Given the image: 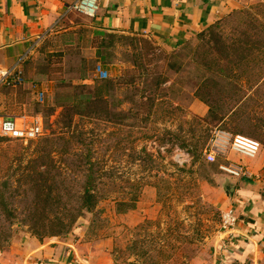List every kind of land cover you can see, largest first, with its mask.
<instances>
[{
	"label": "rangeland",
	"instance_id": "obj_1",
	"mask_svg": "<svg viewBox=\"0 0 264 264\" xmlns=\"http://www.w3.org/2000/svg\"><path fill=\"white\" fill-rule=\"evenodd\" d=\"M248 5L240 19L223 21L221 39L206 47L198 39L165 52L134 35L98 38L88 17L75 12L43 39L25 62L29 81L0 86V116L40 114L45 126V135L28 144L0 137V252L55 238L105 245L112 264H193L213 253L222 230L217 196L227 197L228 176L220 157L210 165L203 154V168L182 144L208 143L216 128L235 134L238 123L241 135L264 146V39L257 36L264 32V2ZM103 39L99 54L95 43ZM130 72L138 74L134 84L103 92L119 114L108 107L62 128L52 78L94 85ZM162 76L171 81L157 88ZM206 79L220 80L233 102L225 109L235 108L237 123L202 121L208 116L196 106L209 108L193 94ZM237 86L243 98L232 94ZM135 94L146 105L153 99L155 109L137 107L130 101ZM80 138L98 164L93 212L81 204L88 166Z\"/></svg>",
	"mask_w": 264,
	"mask_h": 264
},
{
	"label": "crops",
	"instance_id": "obj_2",
	"mask_svg": "<svg viewBox=\"0 0 264 264\" xmlns=\"http://www.w3.org/2000/svg\"><path fill=\"white\" fill-rule=\"evenodd\" d=\"M76 1L0 0V70L17 66L23 73L25 62L39 43L74 13L68 7ZM256 2L264 0H99L97 15L87 20L95 30L142 36L162 51L175 52L190 46L212 26L230 17L240 19L248 4ZM196 107L203 116H208L209 109ZM261 146L253 157L227 152L220 158L219 166L233 164L245 172L234 177L235 191L230 199L217 196L221 212L233 209L238 222L228 232L221 230L214 241L213 253L197 258L193 264H264V146ZM0 264H112V261L105 245L96 242L55 239L41 243L34 238L0 252Z\"/></svg>",
	"mask_w": 264,
	"mask_h": 264
},
{
	"label": "trees",
	"instance_id": "obj_3",
	"mask_svg": "<svg viewBox=\"0 0 264 264\" xmlns=\"http://www.w3.org/2000/svg\"><path fill=\"white\" fill-rule=\"evenodd\" d=\"M222 23H218L211 28H209L207 31L201 33L199 35V40L201 41V44L199 47H206L211 44V40H215L216 43L218 42V39H221L222 35L218 33V30L221 28ZM262 28L264 29V25H262ZM99 31V30H98ZM100 33H95L98 38L99 36H109L110 33H107L105 31H99ZM136 36V35H134ZM259 39H264V32L261 30L259 34H257ZM140 38H144L142 36H138ZM210 37V38H209ZM209 38V39H208ZM97 42L95 47L97 48L99 54L101 51L104 50V39L101 42ZM93 43L94 41H90V43ZM246 45V44H245ZM260 47L264 48V43L260 45ZM137 48V47H136ZM139 68V67H137ZM232 72V70H231ZM133 73L132 76H128V74H125L123 76L115 77L114 79L111 78H104L100 81H96L94 85H85V84H73L68 82L64 77H56L52 78L51 80H55V88H54V104L57 107V109H60V113L58 115V122L63 126V129H66L67 131L70 130L77 118L81 120L85 119H93L94 115L97 113V110L101 109H109V102L108 98L104 96L103 92H107L110 94L113 89H121L123 86H129L135 83L137 80V75L134 74L135 72H130L129 74ZM264 79V75L262 76ZM23 84L21 85H13V84H5L2 85L7 88H13V87H19L21 88L26 81H29V79L26 76L25 68L23 66ZM82 81L88 80L87 75L81 77ZM170 78L168 77H160L156 82H154V85L157 88H160L161 86L167 84L170 82ZM36 83V81H33ZM232 82V81H230ZM220 80H204L198 85L197 89L195 90L193 96L195 100H199L200 102L204 103L209 108V114L208 118L202 121L208 122L215 121L217 124L224 123L227 119L234 120L235 123H237L239 114L235 110V108L231 110H227L226 105L233 103L232 101H228V99H225L224 97L228 96L226 94V90H223L221 88ZM228 92V90H227ZM237 93L238 98L240 97L242 93L241 89L238 88L237 90L232 93ZM111 96V94L109 95ZM245 96V95H244ZM134 97L136 98V94L130 97V101L132 103H135V105L139 108L146 107L147 109L154 110L155 101L153 99L150 100L149 105H146V103L134 101ZM114 98V97H113ZM239 101H236L235 104H237ZM24 106V104H23ZM154 108V109H153ZM111 111L114 113L119 114L120 111H118L115 106L110 107ZM16 116H26V117H42L40 114H26L21 113L20 115ZM196 120V118H195ZM201 120V119H197ZM70 132V131H69ZM56 132H53V136H56ZM65 134V133H64ZM235 134H240L238 132V123H237V130H235ZM241 135V134H240ZM79 135H77L78 137ZM82 136V134H80ZM244 136V135H243ZM253 136V135H250ZM79 138V137H78ZM250 138V137H249ZM208 139V138H207ZM7 141H11L9 139H5ZM207 141V140H206ZM204 142L201 144H185V142L182 144L183 148H187L191 146V149H188L190 152L191 157L193 158V161L200 164L203 168H206V163L203 159V151L205 148V145L207 142ZM79 143L84 146L86 149L87 155H84V160L87 164V174L85 175V181L83 186V191L81 194V204L82 208L88 210L89 212H93L98 204H99V198L96 193L97 186H98V180H99V173H98V164L96 161L93 160V153H92V146L89 145L85 139L80 138ZM211 165V164H210ZM55 240V238L53 239Z\"/></svg>",
	"mask_w": 264,
	"mask_h": 264
},
{
	"label": "built area",
	"instance_id": "obj_4",
	"mask_svg": "<svg viewBox=\"0 0 264 264\" xmlns=\"http://www.w3.org/2000/svg\"><path fill=\"white\" fill-rule=\"evenodd\" d=\"M99 10V0H77L68 7V11L76 12L87 17H95ZM23 73L17 66L0 70V86L5 84H23ZM45 135L44 121L41 117L26 116H0V137L11 141L28 144ZM261 144L249 137L233 134L219 128L211 132L210 139L203 151L206 161L216 163L218 158H223L227 152H235L247 157L255 156ZM220 171L233 177H241L245 172L233 164L219 166ZM238 222V217L233 209L222 212L221 229L224 232L232 230Z\"/></svg>",
	"mask_w": 264,
	"mask_h": 264
},
{
	"label": "water",
	"instance_id": "obj_5",
	"mask_svg": "<svg viewBox=\"0 0 264 264\" xmlns=\"http://www.w3.org/2000/svg\"><path fill=\"white\" fill-rule=\"evenodd\" d=\"M229 186L223 187V190L225 191V194L230 199L235 191V183L236 178L234 177H228Z\"/></svg>",
	"mask_w": 264,
	"mask_h": 264
}]
</instances>
